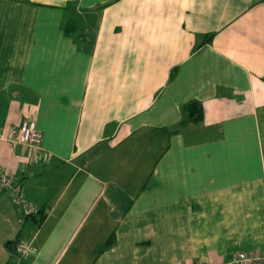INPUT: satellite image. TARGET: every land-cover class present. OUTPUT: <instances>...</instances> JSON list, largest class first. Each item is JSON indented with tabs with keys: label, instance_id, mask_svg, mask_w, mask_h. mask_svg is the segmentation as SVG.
I'll return each instance as SVG.
<instances>
[{
	"label": "crops",
	"instance_id": "crops-1",
	"mask_svg": "<svg viewBox=\"0 0 264 264\" xmlns=\"http://www.w3.org/2000/svg\"><path fill=\"white\" fill-rule=\"evenodd\" d=\"M27 119L44 156L1 141L0 168L46 216L0 189V264H88L114 233L92 264L264 256V0H0V132Z\"/></svg>",
	"mask_w": 264,
	"mask_h": 264
},
{
	"label": "built area",
	"instance_id": "built-area-1",
	"mask_svg": "<svg viewBox=\"0 0 264 264\" xmlns=\"http://www.w3.org/2000/svg\"><path fill=\"white\" fill-rule=\"evenodd\" d=\"M11 141L23 145L28 150L31 158L40 161L44 156L43 136L37 130L35 123L31 120H25L18 131L11 130L8 135L0 132V142ZM0 189L9 193L16 203L18 209L26 216H32L38 213V210L32 206L26 197L22 184L10 172L0 168ZM23 253L26 252L21 247ZM223 264H264V256L257 253H238L229 256Z\"/></svg>",
	"mask_w": 264,
	"mask_h": 264
},
{
	"label": "trees",
	"instance_id": "trees-1",
	"mask_svg": "<svg viewBox=\"0 0 264 264\" xmlns=\"http://www.w3.org/2000/svg\"><path fill=\"white\" fill-rule=\"evenodd\" d=\"M77 30L76 24L73 22H70L66 25L65 27V32L67 34H70L72 32H75ZM212 38L209 37L208 40L210 41ZM182 113H183V119L180 123V127H185L186 125H188L189 123H195V124H199L202 123L204 121V107L201 103L194 101L191 102L189 104H187L186 106L183 107L182 109ZM34 216H39V218L37 219L38 222H42L45 219L46 213L45 210L42 208L40 209V211L38 210V213L35 214ZM115 240H116V236L115 233L112 234V236H110V238L107 240V242L98 250V255L111 248L112 246H114L115 244ZM13 244L11 243L10 246H12Z\"/></svg>",
	"mask_w": 264,
	"mask_h": 264
},
{
	"label": "rangeland",
	"instance_id": "rangeland-1",
	"mask_svg": "<svg viewBox=\"0 0 264 264\" xmlns=\"http://www.w3.org/2000/svg\"><path fill=\"white\" fill-rule=\"evenodd\" d=\"M95 216H96L95 214L90 216L88 222L84 225L79 236L77 237V239L74 241L73 245L71 246V249L68 255L73 254L76 248L79 245H82L85 241L98 240L97 238V235L99 233L98 229L101 227L99 226L98 228L99 223L95 222ZM105 224H106L105 222H102V226ZM98 250H99L98 248L94 250L88 247V251L86 255L88 264H92V262L96 259V257L98 256Z\"/></svg>",
	"mask_w": 264,
	"mask_h": 264
},
{
	"label": "bare ground",
	"instance_id": "bare-ground-1",
	"mask_svg": "<svg viewBox=\"0 0 264 264\" xmlns=\"http://www.w3.org/2000/svg\"><path fill=\"white\" fill-rule=\"evenodd\" d=\"M40 211V210H39ZM205 264V263H204Z\"/></svg>",
	"mask_w": 264,
	"mask_h": 264
}]
</instances>
